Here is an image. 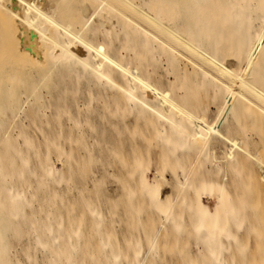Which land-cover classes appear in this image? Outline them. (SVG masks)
<instances>
[{"label": "bare ground", "instance_id": "bare-ground-1", "mask_svg": "<svg viewBox=\"0 0 264 264\" xmlns=\"http://www.w3.org/2000/svg\"><path fill=\"white\" fill-rule=\"evenodd\" d=\"M175 48L191 56L192 70L185 61L181 69ZM162 56L173 78L167 83L156 64ZM214 103L220 115L210 121L207 108ZM106 118L123 125L129 147L140 150L147 142L161 150L154 178L151 159L141 150L129 154L132 163L126 159L130 166L114 177L129 202L136 192L144 196L152 216L148 248L143 251L137 238L125 263L153 264L159 235L185 230L206 264H236L229 251L233 230L246 224L243 211L245 219L259 215L248 195L264 193L261 145L250 149L262 144L264 153V139L255 134L254 142V132L250 137L241 122L264 129V0H0V264H41L39 253L43 264H90L87 257L97 254L82 247L95 237L86 241L79 215L72 214L82 206L105 258L93 264H125V253L103 230L102 206L100 211L88 201L99 200L101 183L94 187L97 196L83 185L82 175L94 164L109 171L117 162L109 154L125 160L123 146L106 138L100 123ZM166 169L175 178V193L164 197ZM62 179L79 188L84 180L89 199L83 194L78 205L68 200L66 221L60 208L37 222L33 201L47 213L49 204L57 209L52 186ZM250 219L244 229L258 224Z\"/></svg>", "mask_w": 264, "mask_h": 264}, {"label": "rangeland", "instance_id": "rangeland-1", "mask_svg": "<svg viewBox=\"0 0 264 264\" xmlns=\"http://www.w3.org/2000/svg\"><path fill=\"white\" fill-rule=\"evenodd\" d=\"M139 24V26H142V24H140V23H138ZM176 49V48H175ZM176 51L179 53L180 52V54H179V58H180V64L179 65H181V69L184 67L183 66V63H185L184 65H185V67L187 68L188 67V69L187 70H192V66H191V63L194 61L192 58H190L191 56L188 54V53H186V52H182V51H180V50H178V49H176ZM184 56H183V55ZM188 55V56H187ZM158 56H160V55H158ZM164 56H162L161 58L159 57V60L157 59L156 60V64H158V65H160L158 68L160 69H158V72L160 71V76L159 77H161L162 78V81L164 82V83H167V81L168 80H170V81H172L173 80V78H172V75L170 74V69H169V71H167V62H166V58H165V60H163L164 58H163ZM183 57H185V59H187V60H185ZM158 58V57H157ZM161 60V61H160ZM228 60H230V59H228ZM181 61H183V63L181 62ZM185 61V62H184ZM190 61H192V62H190ZM163 62V63H162ZM165 62V63H164ZM182 63V64H181ZM190 64V65H188V64ZM162 64V65H161ZM157 65V66H158ZM165 65H166V67H165ZM183 66V67H182ZM191 66V67H190ZM186 68H184L183 70H185ZM189 68H191V69H189ZM163 71V72H162ZM186 71V70H185ZM167 79V81H165ZM212 107V108H211ZM219 112V113H218ZM207 114H209L208 116H209V120L210 121H214V119L217 117V116H219L220 115V104L219 103H214V104H211V105H209L208 104V108H207ZM229 114V113H228ZM228 114H227V116H228ZM229 116H230V114H229ZM116 117V118H115ZM112 116L111 118H112V121H113V119L114 120H116V121H119L120 123H122L123 125H124V119H121L119 116L117 117V116ZM119 119V120H118ZM212 119V120H211ZM124 120V121H123ZM245 119H243L241 122H242V124L245 126V129H244V132H246V131H248V135L250 136V137H252V135H253V139H255V141L254 142H259L258 140H257V137H259L260 138V136L258 135V134H261V137H263V139H264V129H262V128H259L257 125V127L253 124H245ZM244 122V123H243ZM100 123H102L103 125H102V127L105 129V130H107L106 131V138L107 139H109L110 140V142H116V144L118 145H122L123 146V150H122V152H121V150H120V152L122 153L121 155H123L122 157H123V159H125L124 160V162L123 163H121L122 161H119V160H121V159H119L121 156H119L118 157V159L116 158V157H114V155H112V154H109V156H111V157H109L108 159H111V158H115L114 160H116L117 162H114L113 164L114 165H111V167L109 166V168H110V170L108 171V168H106V167H104V166H101V164L99 165L98 163V165L96 164V166H95V164L93 165V167L91 168V170L89 171V175L87 174V175H82V177H85V178H87V179H84V178H82V179H84V180H86L84 183H83V185L84 186H86V184H87V188H88V190H87V188L86 187H84V186H82V182L84 181H82V179L80 180V182H81V185H79L80 186V188L78 187V186H74L73 184H71V185H73V186H71L70 185V183L69 184H64V181L65 180H63V181H60L58 184H57V186L56 185H54L55 187H53L52 186V188H54V191L56 192H54L53 194L55 195L53 198H55L56 197V204H57V206L59 207H57V209H56V205L55 204H49V205H51V207H49V213H47V212H45V210H42L41 208H40V206H39V204H38V202H37V200H34L33 201V204L31 205L32 206V209H33V211H34V213H35V215H36V220H37V222H39L41 219H43V218H45L47 215L49 216V217H52L54 214H53V210H54V213H56V211L58 212V209H59V211H60V208H62V212H64V214L62 213V215L64 216V221H66V218H67V220H68V211H64V209H66L67 207H65L66 206V204L68 205V200H71L70 202H72V203H79L80 201H77V200H79V199H82V198H84L85 199V197H87L86 196V194L85 193H83V192H86L85 191V189L84 188H86V190H87V192L88 193H90V192H92L93 194H95V193H97L96 194V196L99 194L98 192H95V191H98L99 189L98 188H100V194H102V196L99 194V200H95V202H94V200L93 201H91V200H88L87 198V200L88 201H90L91 203L93 202V205H99L98 207H99V210L101 211V207L100 206H102V212H101V216H103L102 218H103V220H105V221H103V223L105 222V226L106 227H103V230L105 231L106 230V228H107V231L108 232H111V236L113 237V239H111V240H114V241H116L117 243H118V248L119 249H121V254H123V253H125V254H123L122 255V262H123V259H124V263H125V261H127L126 259H125V256L124 255H127V256H129V254L131 255V253H132V251L133 250H131V249H133V246L134 245H132V243H133V241L135 242V240H137V238H139L140 239V241L142 242L141 243V246L143 245V247H142V249H143V251H145L147 248H148V244H147V237H148V235L149 234H151V232H153V230H148V227H150L149 225H150V221L152 220V216H150V214H147L148 212H150V209H149V207H146V204H145V201H143L144 202V204L142 203V200H144L142 197H144L143 195H141V194H139V192H136V193H138L135 197H134V195H132L131 197H130V199H131V203H132V205H133V209L134 208H136V210H137V212H139V209H141L142 211L140 212V213H138L137 214V212L134 214V210L131 208V206L129 205L130 204V202H129V198H127L126 199V197L124 196H122V195H124L125 194V192L123 191V193H121V189H122V185H121V182L119 183V181H118V178H114V177H116L115 175H116V173H118V170H120V173L122 172V169H123V171L125 172L126 171V169H124L125 168V166L127 167V166H130V163H132L131 161H132V155H131V153H133V151L134 152H136L135 150H137V149H135V147H131V149L132 148H134V149H130V150H128L130 147L128 146L129 145V140H130V136L128 135V134H126L125 133V129L123 128V125L121 124H119L120 126H122L121 128L123 129V130H121L120 128L118 129V127H120V126H118V127H116L115 125H113V124H111V122L109 123V121L107 120V118L103 121V120H101L100 121ZM256 129H258V131L256 130ZM138 129H136V131H137ZM121 131H124V132H121ZM250 131V132H249ZM257 131V132H256ZM236 132H238V133H234V136H236L237 138H240L241 140H243L244 139V137H240L241 135L243 136V134H242V132L240 133L239 131H236ZM254 132V133H253ZM256 132V133H255ZM247 133V132H246ZM250 133H253V134H251L250 135ZM137 134V133H136ZM255 134H256V136H255ZM122 135V136H121ZM125 135H126V137H125ZM129 136V137H128ZM125 138V139H124ZM129 138V139H128ZM138 138V140H137V142L139 141V140H142V142L144 141L142 138L141 139H139L140 137H137ZM119 139V140H118ZM128 140V141H127ZM125 141V142H124ZM140 143H142L141 141H139ZM138 142V143H139ZM256 142V143H257ZM145 143L147 144V142H144V143H142V145H139L138 147H140V146H142V148L140 147V150H137V152L138 151H140V152H142V154H144L146 157H150V159H151V168H150V172H149V175H150V177L151 178H154L155 177V168H156V163L158 162H161L160 161V159H161V157L160 156H158V154H157V152L158 151H161V150H158V149H156V148H158V147H154L155 149H152L151 150V148H153L152 146H150L149 148H147V146H145ZM258 144V143H257ZM261 145V147L259 148V146ZM263 145L262 144H258V146H256L255 147V145H250V149H252L251 151H253V152H256V151H259L260 150V152H262V154H263V156H264V153H263V151H262V147ZM144 147H146L145 149H143ZM120 148V149H121ZM259 148V150H257ZM142 149H143V151H142ZM145 150H148V151H145ZM128 151V152H127ZM150 151V152H149ZM98 152V153H97ZM95 151V153L96 154H98L99 156L98 157H100V156H102V153L101 154H99L100 152L99 151ZM127 152V156L126 155H124L125 153ZM130 152V153H129ZM144 152V153H143ZM147 152H149V156H148V153ZM152 152V153H151ZM94 153V154H95ZM159 153V155H160V152H158ZM93 154V155H94ZM95 154V156L97 157V155ZM129 154H130V156H132V157H130V158H128V156H129ZM106 155V154H105ZM85 156V155H84ZM95 156H94V158H95ZM104 156V155H103ZM129 160L130 161V163L127 161V160ZM96 160V162H101L102 161V159L100 160V161H97V159H95ZM95 162V163H96ZM119 162V163H118ZM125 163H127V164H125ZM62 164V163H61ZM60 163H57V166H58V168L59 169H62V170H68L67 172L65 171V173L64 174H67L68 172H69V169H67L68 167L67 166H64L65 164H62L61 165ZM118 164V166H116ZM119 164H120V166H119ZM125 164V165H124ZM153 164V165H152ZM113 166V167H112ZM116 166V167H115ZM102 167H104V168H102ZM119 167H121V168H119ZM102 168V169H101ZM115 169V170H113V169ZM100 169V170H99ZM99 170V171H98ZM105 170V171H104ZM103 171L105 172V174H106V171H107V174H106V176L108 175V173H113L112 175L111 174H109L110 175V177L108 176V178H111V177H113L112 179H114V180H112V179H108L106 176H105V178L107 179V180H105L104 181V173H103ZM110 171H113V172H110ZM114 171H116V172H114ZM124 172H122V173H124ZM169 172V169L167 170L166 169V175H165V177L167 178V180H168V183L169 184H167V185H163V194H164V197L166 196V195H173L174 193H175V188L173 187L174 185V181L172 180V179H174L175 180V178H174V176H173V174H172V172L170 171V173H168ZM114 175V176H113ZM172 177H171V176ZM87 176H90V177H87ZM101 177L103 178V181L105 182V183H102L103 181L101 180ZM171 178V179H170ZM99 180L101 181V182H99ZM171 180V181H170ZM118 181V182H117ZM63 182V183H62ZM97 182V183H96ZM117 182V183H116ZM61 183V184H60ZM98 183H101V184H99V185H96V184H98ZM113 185H112V184ZM104 184V185H103ZM118 186H117V185ZM110 185V186H109ZM169 185H170V187H169ZM173 185V186H172ZM99 186V187H98ZM171 186H172V188H171ZM60 187V188H59ZM78 187V188H77ZM82 187H84V188H82ZM94 187H98L97 189L98 190H96V188H94ZM169 187V188H168ZM166 188V189H165ZM57 191H56V190ZM65 189V190H64ZM82 189H83V191H82ZM89 189H91V191L89 190ZM120 191H119V190ZM65 192H64V191ZM95 190V191H94ZM124 190V189H123ZM59 191V192H58ZM104 191V192H103ZM167 191H169V192H167ZM173 191H174V193H173ZM57 192H58V194H57ZM64 194H63V193ZM67 192V193H66ZM71 192V193H70ZM81 192H82V195H81ZM52 194V195H53ZM69 194V195H68ZM71 194V195H70ZM76 194V195H75ZM83 194H85V197H82L81 198V196H83ZM135 194V193H134ZM252 194H254V195H252ZM58 195V196H57ZM261 195V196H260ZM63 196H65L66 198H63ZM67 196H69L70 197V199H68L69 197H67ZM75 196V197H74ZM90 196V199L92 198V194H90L89 195ZM119 196H120V198L122 199V198H124V200H123V204L125 205V207L123 208V204H122V200L119 198ZM122 196V197H121ZM138 196H139V198H138ZM79 197V198H78ZM95 197V195L93 196V198ZM115 197V198H114ZM76 198V199H75ZM98 199V197H95L94 199ZM103 198V199H102ZM110 198L113 200H111V201H109L110 200ZM120 200H119V199ZM135 198V199H134ZM102 199V200H101ZM117 201H115V200ZM125 199L127 200V201H125ZM137 199V200H136ZM138 199H140L141 200V202H140V200H138ZM248 200H249V204L251 205V208L253 209V212H255L254 213V215L256 214V211H257V214L259 213V215L258 216H253V218H254V220H253V222H255V220L257 219V221H258V224H255L256 226L254 227V229L253 228H250V229H253V230H248V228L245 230L244 229V226L246 225L247 226V222H248V220L250 219V220H252L253 218L250 216V218L249 219H245V218H247V216L245 217V215L247 214V212H246V214H244L245 212L243 211L242 213H241V216H242V219H243V223H245L246 222V224H244V225H242V230H241V228H240V230L238 229V230H233V233H234V238H231L230 240L231 241H229V251L230 252H232V253H234L236 256H235V261H236V264H263V260H264V256L262 255V254H264V193H250V195H248V198H247ZM252 199V200H251ZM86 200V201H87ZM133 200V201H132ZM146 200V199H145ZM99 201V202H98ZM115 201V203H114V205L112 204L113 202ZM118 201H120V202H118ZM138 202V203H140V205L141 206H145V207H141L139 204H138V207H140V208H137L136 206V204H135V206H134V203L135 202ZM245 201H246V199L244 200V202L243 203H245ZM84 202V201H83ZM82 202V203H83ZM129 202V203H128ZM147 202V201H146ZM81 203V204H82ZM95 203H97V204H95ZM118 203H120V206L122 207V209H120L119 207L120 206H118L117 207V204ZM142 203V204H141ZM113 206H112V205ZM115 204H116V206H115ZM127 204V205H126ZM78 205V204H77ZM148 205V204H147ZM35 206V207H34ZM113 207V209H111L112 207ZM129 206V207H128ZM149 206V205H148ZM54 207V208H53ZM111 207V208H110ZM82 208H83V206H82ZM81 207H80V210L78 209V211H76V212H73L72 214H74V215H79V218H80V224H82V225H84V226H82L81 227V230L83 229V230H85V238H86V241H88V242H92V241H94L93 239H94V237H95V240H96V242H93V243H90V244H86V245H88V246H83L82 247V250L85 248V247H87L88 248V253L89 252H92L91 250H93V252H92V254H94L95 252V254H97V257H95V259H97L98 257V259L97 260H102L103 261V258L104 257H101V256H103V254H102V252H103V249L102 250H98L99 248H100V246H98L97 247V245H96V243H97V239H96V236H95V232L93 231V228L91 229V227L90 226H88V223H89V225H90V220L88 219L89 217H88V214H87V209L86 208H84L85 210H83ZM143 208V209H142ZM149 210H148V209ZM132 210V213H133V215L132 214H130V216H129V218L131 219H129L128 217H127V215L128 214H124V210ZM147 209V210H146ZM68 210V209H67ZM82 210L84 211V213L82 212ZM86 211V212H85ZM106 211V212H105ZM80 213H82V214H80ZM104 213V214H103ZM114 213V214H113ZM120 213V214H119ZM125 213H127L126 211H125ZM53 214V215H52ZM118 214V215H117ZM256 214V215H257ZM134 216V218L132 217V216ZM145 215V216H144ZM43 216V217H42ZM137 216V217H136ZM66 217V218H65ZM256 218V219H255ZM259 218H261L260 220H259ZM88 219V220H87ZM83 220V221H82ZM141 220V221H140ZM145 220V221H144ZM147 220V221H146ZM246 220V221H245ZM89 221V222H88ZM256 221V222H257ZM83 222V223H82ZM86 222V223H85ZM142 222V223H141ZM255 222V223H256ZM261 225H260V224ZM263 224V225H262ZM104 226V225H103ZM260 226V227H259ZM262 226V227H261ZM84 227V228H83ZM89 227H90V229H89ZM110 228V230H108ZM261 228V229H260ZM145 229V230H144ZM259 229V230H258ZM92 231V232H91ZM181 233L180 234H178L177 232H176V234H174L175 233V230H166V231H164V232H162V234H160L159 235V237H158V243H157V245H156V248L154 249V251L150 254V260L153 262V264H206V262H205V260H203L201 257H200V254H199V252H198V250H197V247H196V245H197V243H196V240H195V237L193 236V234H187V232H184L183 230H179ZM94 232V233H93ZM174 232V233H173ZM182 232H184V233H182ZM91 233V234H90ZM87 234V235H86ZM89 235V236H88ZM94 236V237H93ZM146 237V238H145ZM88 238H90L89 240H88ZM95 243V244H94ZM91 245H93V246H91ZM90 246L92 247V248H90ZM102 248V247H101ZM231 248V249H230ZM86 250V248L82 251L83 253H84V251ZM225 250H226V255H228L229 254V251L225 248ZM100 251V252H99ZM102 251V252H101ZM99 252V253H98ZM191 252H195V255H194V257H190L189 256V253H191ZM156 253V254H155ZM86 254V253H85ZM94 254V255H95ZM102 254V255H101ZM197 254H198V256H197ZM96 256V255H95ZM157 256V257H156ZM189 256V257H188ZM263 256V257H262ZM39 259H40V263L41 264H43V259L41 258L42 256H41V253H39ZM86 257H87V254H86ZM153 258V259H152ZM189 258V259H188ZM94 259V260H95ZM105 259V258H104ZM93 259H88V257H87V260L86 261H88V263H94V260L92 261ZM189 260L191 261V262H189ZM90 261V262H89ZM96 261V260H95ZM126 264V263H125Z\"/></svg>", "mask_w": 264, "mask_h": 264}]
</instances>
